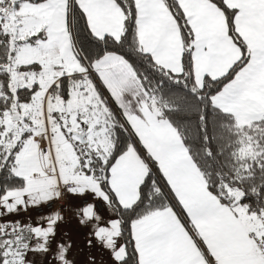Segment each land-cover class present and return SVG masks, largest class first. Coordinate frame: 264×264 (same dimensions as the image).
I'll return each instance as SVG.
<instances>
[{
    "label": "snow or ice",
    "instance_id": "6c2138e0",
    "mask_svg": "<svg viewBox=\"0 0 264 264\" xmlns=\"http://www.w3.org/2000/svg\"><path fill=\"white\" fill-rule=\"evenodd\" d=\"M125 55L233 119L226 171ZM262 76L264 0H0V264H264Z\"/></svg>",
    "mask_w": 264,
    "mask_h": 264
},
{
    "label": "trees",
    "instance_id": "16d2710c",
    "mask_svg": "<svg viewBox=\"0 0 264 264\" xmlns=\"http://www.w3.org/2000/svg\"><path fill=\"white\" fill-rule=\"evenodd\" d=\"M129 39L130 37L126 38L123 46L112 44L111 47L120 51L123 55ZM74 41L83 50V34L74 31ZM124 58L129 60L138 74L147 77L148 85L158 95L162 96L164 101L175 105L178 103L177 98H183L180 113H168L169 117L174 121L191 119L196 122L197 129H199L205 123L199 120V116L204 115L207 118V133H201L198 137L186 139L185 145L190 149L191 154L203 171L211 170L213 173L226 171L224 165L226 163L227 153L231 151V148L236 146L234 143L236 139L234 135L236 128L233 126V119L206 102H197L190 90L185 88L183 84H175L163 77L157 70H154L150 66L149 60L143 58L138 59L135 55H125ZM184 105H196L200 110L194 114H186L184 112ZM240 129L243 130V127H240ZM229 141H233L231 147L228 146ZM209 149L212 152L211 157L207 155Z\"/></svg>",
    "mask_w": 264,
    "mask_h": 264
},
{
    "label": "crops",
    "instance_id": "0c3cea01",
    "mask_svg": "<svg viewBox=\"0 0 264 264\" xmlns=\"http://www.w3.org/2000/svg\"><path fill=\"white\" fill-rule=\"evenodd\" d=\"M97 76V80H98ZM105 91L104 89H101ZM106 94V93H105ZM251 98L254 101V104L251 106H245L241 110V118L239 121V127H244L245 124H248V116L252 113H264V76L260 77L257 81L256 88L251 94ZM72 206H77V202L73 201ZM82 206V205H81ZM101 215H107L105 212ZM68 219L71 217L70 213H67L66 216Z\"/></svg>",
    "mask_w": 264,
    "mask_h": 264
},
{
    "label": "built area",
    "instance_id": "2783aa9c",
    "mask_svg": "<svg viewBox=\"0 0 264 264\" xmlns=\"http://www.w3.org/2000/svg\"><path fill=\"white\" fill-rule=\"evenodd\" d=\"M89 202H90V200H89ZM71 203H73V201L62 200V201L59 202V204H60L61 206H64V207L69 206V204H71ZM85 203H86V202H85ZM97 210L100 212V214H104V213H105L104 209H103L102 207H100L99 205H98V207H97ZM64 214H65V216H67V212H65Z\"/></svg>",
    "mask_w": 264,
    "mask_h": 264
},
{
    "label": "rangeland",
    "instance_id": "374dc122",
    "mask_svg": "<svg viewBox=\"0 0 264 264\" xmlns=\"http://www.w3.org/2000/svg\"><path fill=\"white\" fill-rule=\"evenodd\" d=\"M75 218H73L72 216L69 218V226L72 227V226H75Z\"/></svg>",
    "mask_w": 264,
    "mask_h": 264
}]
</instances>
